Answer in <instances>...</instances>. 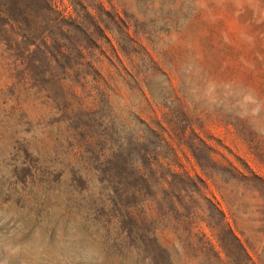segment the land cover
<instances>
[{"label": "rangeland", "instance_id": "1", "mask_svg": "<svg viewBox=\"0 0 264 264\" xmlns=\"http://www.w3.org/2000/svg\"><path fill=\"white\" fill-rule=\"evenodd\" d=\"M11 264H264V0H0Z\"/></svg>", "mask_w": 264, "mask_h": 264}, {"label": "trees", "instance_id": "2", "mask_svg": "<svg viewBox=\"0 0 264 264\" xmlns=\"http://www.w3.org/2000/svg\"><path fill=\"white\" fill-rule=\"evenodd\" d=\"M10 203V194L1 188L0 184V210L8 208ZM1 230V228H0ZM4 244L0 240V264H11L5 256Z\"/></svg>", "mask_w": 264, "mask_h": 264}, {"label": "clouds", "instance_id": "3", "mask_svg": "<svg viewBox=\"0 0 264 264\" xmlns=\"http://www.w3.org/2000/svg\"><path fill=\"white\" fill-rule=\"evenodd\" d=\"M0 223H3V222L0 221ZM81 255L84 258V264H89V261H90L91 256L93 254L91 252H89V251H85V252H82Z\"/></svg>", "mask_w": 264, "mask_h": 264}]
</instances>
